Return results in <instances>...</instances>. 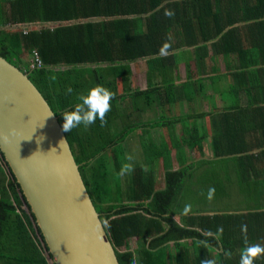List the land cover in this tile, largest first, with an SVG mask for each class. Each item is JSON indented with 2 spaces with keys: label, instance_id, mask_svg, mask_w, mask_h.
I'll return each instance as SVG.
<instances>
[{
  "label": "trees",
  "instance_id": "obj_1",
  "mask_svg": "<svg viewBox=\"0 0 264 264\" xmlns=\"http://www.w3.org/2000/svg\"><path fill=\"white\" fill-rule=\"evenodd\" d=\"M0 55L61 126L92 86L115 94L103 126L65 134L120 264H240L245 247H264V0H0ZM140 63L146 89L134 86ZM199 165L203 201L214 188L222 203L237 192L244 207L185 211ZM0 259L55 264L1 150Z\"/></svg>",
  "mask_w": 264,
  "mask_h": 264
},
{
  "label": "water",
  "instance_id": "obj_2",
  "mask_svg": "<svg viewBox=\"0 0 264 264\" xmlns=\"http://www.w3.org/2000/svg\"><path fill=\"white\" fill-rule=\"evenodd\" d=\"M0 134V150L35 213L52 262L120 264L59 118L28 74L1 55ZM39 137L44 139L37 143Z\"/></svg>",
  "mask_w": 264,
  "mask_h": 264
},
{
  "label": "clouds",
  "instance_id": "obj_3",
  "mask_svg": "<svg viewBox=\"0 0 264 264\" xmlns=\"http://www.w3.org/2000/svg\"><path fill=\"white\" fill-rule=\"evenodd\" d=\"M165 15L171 17L173 13L171 11H166ZM170 47V44L165 43L161 47L159 55L161 57H166ZM68 92L71 94L72 89L69 88ZM114 96L115 94L111 90L99 84L92 86L85 93L78 95V102L74 104L73 108L70 111L62 113V130L66 133H70L73 129L80 128L81 126L84 129H87L95 124L97 120H99L100 125L103 126L106 123L107 113L111 111V101L114 99ZM40 126L43 127V123ZM2 135L3 134H0V136ZM31 138L27 140H30ZM43 139L44 137H39L37 143ZM123 170L130 172L133 169L130 165H125ZM214 192V188L209 189V199L212 198ZM190 207V205H186L185 211H188ZM262 255H264V247L260 245L247 246L241 252L240 264H254V261ZM202 264H216V262L215 260L209 259L202 261Z\"/></svg>",
  "mask_w": 264,
  "mask_h": 264
},
{
  "label": "rangeland",
  "instance_id": "obj_4",
  "mask_svg": "<svg viewBox=\"0 0 264 264\" xmlns=\"http://www.w3.org/2000/svg\"><path fill=\"white\" fill-rule=\"evenodd\" d=\"M133 71H134V86L136 85L140 89H146L147 88V79H146V67L144 63L138 64V66L132 65ZM211 91H209L210 94ZM207 102L205 104L204 111H209V108L207 106ZM189 109V106L185 103L181 106H175L174 108L171 107H165V108H156L154 110H148L145 114H142L140 116V120H154L159 117V114L161 111L165 112L166 114H175V111L179 110L182 113L187 111ZM152 139L154 138L155 141H158L159 139V132L158 131H152ZM151 134V133H150ZM137 145H135V141H130L127 145H124V151L127 154L128 157L132 154V151L136 149ZM141 149V147H140ZM201 166V165H199ZM197 170L193 174L192 183H194L193 190L191 192L188 191V203L191 206L190 209L192 210H201L206 208L211 209H217V203L219 206L227 207L232 210H237L242 207H244V204L241 202L240 196H236L238 193L233 192L232 195L229 196L230 200H226L225 202H221L223 199L217 198V193L212 196L211 199H208V201H203V193L199 191L200 186L203 182H205L207 179H209L208 175H204V172H206V167L202 165L201 167L196 168ZM234 196V197H233ZM186 201V202H187ZM132 245L135 243V238H132L131 241Z\"/></svg>",
  "mask_w": 264,
  "mask_h": 264
},
{
  "label": "built area",
  "instance_id": "obj_5",
  "mask_svg": "<svg viewBox=\"0 0 264 264\" xmlns=\"http://www.w3.org/2000/svg\"><path fill=\"white\" fill-rule=\"evenodd\" d=\"M33 64L35 66H37V67H41L42 66V62L40 61L39 57H37V56H36L35 62Z\"/></svg>",
  "mask_w": 264,
  "mask_h": 264
},
{
  "label": "crops",
  "instance_id": "obj_6",
  "mask_svg": "<svg viewBox=\"0 0 264 264\" xmlns=\"http://www.w3.org/2000/svg\"><path fill=\"white\" fill-rule=\"evenodd\" d=\"M205 123V122H204ZM134 246V245H133ZM0 264H8L5 260L0 259Z\"/></svg>",
  "mask_w": 264,
  "mask_h": 264
}]
</instances>
